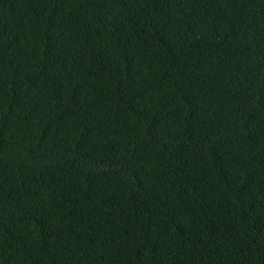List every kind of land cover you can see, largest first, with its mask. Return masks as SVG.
I'll list each match as a JSON object with an SVG mask.
<instances>
[{
  "label": "trees",
  "instance_id": "1",
  "mask_svg": "<svg viewBox=\"0 0 264 264\" xmlns=\"http://www.w3.org/2000/svg\"><path fill=\"white\" fill-rule=\"evenodd\" d=\"M0 264H264V0H0Z\"/></svg>",
  "mask_w": 264,
  "mask_h": 264
}]
</instances>
